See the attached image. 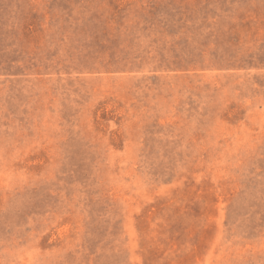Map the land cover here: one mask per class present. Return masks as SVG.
<instances>
[{"label":"rangeland","instance_id":"1","mask_svg":"<svg viewBox=\"0 0 264 264\" xmlns=\"http://www.w3.org/2000/svg\"><path fill=\"white\" fill-rule=\"evenodd\" d=\"M0 264H264V0H0Z\"/></svg>","mask_w":264,"mask_h":264}]
</instances>
